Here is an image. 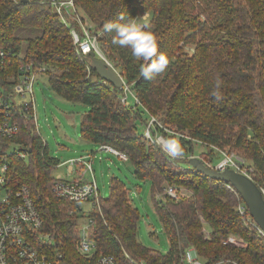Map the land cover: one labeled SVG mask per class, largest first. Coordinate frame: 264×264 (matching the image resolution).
Instances as JSON below:
<instances>
[{"label": "trees", "instance_id": "16d2710c", "mask_svg": "<svg viewBox=\"0 0 264 264\" xmlns=\"http://www.w3.org/2000/svg\"><path fill=\"white\" fill-rule=\"evenodd\" d=\"M74 1L82 19L91 23L101 53L123 78L121 88L98 76L76 50L69 27L41 0H0V47L12 53L10 70L26 62L44 66L56 94L86 106L79 121L80 137L124 153L134 176L150 180L153 206L169 249L161 252L137 240L140 213L117 175L109 177L107 196H99L87 211L58 196L51 171L60 160L48 154L33 121L21 120L17 135L4 141L25 148L27 156L12 154L8 174L14 186L29 188L43 219L39 231L48 234L50 253L61 254L53 263L96 264L99 255L113 254L119 264H131L128 254L146 264H178L182 251L194 247L205 263L231 259L264 264V235L237 211L244 201L235 189L202 175L184 158L169 159L138 129L154 116L151 134L160 131L178 140L186 156L194 155V144L200 143L205 149L198 155L212 165L223 152H234L249 161L250 176L264 191V0ZM145 12V24L158 40L157 54L163 52L170 61L166 72L150 81L139 74L143 61L136 60L129 48L113 45L115 32L103 27ZM20 27L41 29L40 35L26 39L23 56L22 39L15 34ZM188 45L191 51L185 50ZM218 79L219 100L211 95ZM125 87L138 103L121 101ZM157 123L188 138L167 133ZM84 156L93 158L91 153ZM167 186L176 189L178 197L167 195ZM180 188L187 193L180 194ZM87 218L92 220L95 241L92 255L77 249L78 226ZM203 228L209 230L206 237ZM230 234L246 246L223 243ZM35 241L40 243L38 236Z\"/></svg>", "mask_w": 264, "mask_h": 264}, {"label": "built area", "instance_id": "2783aa9c", "mask_svg": "<svg viewBox=\"0 0 264 264\" xmlns=\"http://www.w3.org/2000/svg\"><path fill=\"white\" fill-rule=\"evenodd\" d=\"M41 2L50 5L60 21L69 27L76 50L79 53L85 54L89 50H93L98 55L103 56L98 48L97 36L91 33V23L86 19H82L74 0H41ZM144 18L147 19L146 16ZM132 21L139 24L145 22V20L140 22L137 16ZM11 57L12 53L9 49L0 47V264H54L53 260L60 258L61 254L54 253L52 255L50 253L49 246H51V242L49 236L39 231L42 228L43 219L29 188L26 185L14 186L8 174L10 173V156L17 153L20 157L26 158V149L20 148L21 146L16 151L7 149L14 142L5 143L4 141L17 135L21 120L31 119L36 121L33 106V87L37 75L44 73V68L32 63H22L10 70ZM129 96L135 98V95L125 87L121 100L129 104ZM135 102H137L136 99ZM155 121L151 117L144 132V136L152 143H154L156 137H165L160 131H157L155 135L150 133V128L155 125ZM157 124L167 133L176 137L184 136L175 130L164 127L160 123ZM98 149L111 151L125 158L124 154L108 145H99ZM168 158L170 159V157ZM76 161L84 163V172L86 170L90 171L91 166L87 160L82 159V157L71 159L70 164ZM226 164L250 177L251 167L244 158L235 153L223 152L222 159L213 168L223 169ZM53 190L58 196L78 204L79 210H81L80 203L95 200L97 184L91 173L88 178L82 179H63L56 176L53 181ZM165 191L167 195L177 197V192L171 186H167ZM245 206L244 203L240 202L236 209L246 223L255 228L259 234L264 235L263 230L250 214L246 213L247 207L245 208ZM91 222L92 220L87 218V220H81L78 226L77 249L83 255H92L95 251V241L91 237ZM36 236L40 239V243L34 242ZM239 239L230 234L223 242L238 246ZM125 255L131 264H146L143 259H133L128 254ZM189 258H191V264H238L231 259L205 263L199 258L196 250L190 247L182 251L178 264H189ZM96 264L119 263L113 254H101L97 257Z\"/></svg>", "mask_w": 264, "mask_h": 264}, {"label": "rangeland", "instance_id": "374dc122", "mask_svg": "<svg viewBox=\"0 0 264 264\" xmlns=\"http://www.w3.org/2000/svg\"><path fill=\"white\" fill-rule=\"evenodd\" d=\"M79 11L82 14V11L80 9ZM144 16L148 17V12L137 15V18L140 22H142L143 20L146 21ZM15 34L22 39L19 55L23 56L26 48V39L28 37L40 35L41 29L20 27L15 31ZM191 48L192 47L188 45L185 47V50L191 51ZM95 54L98 56L97 53ZM26 63H32L36 65L33 62ZM36 66H40L45 69V67L42 65ZM33 91L34 115L36 119V121H33L35 131L47 144L48 154L52 157L58 158L62 163L67 157L70 156L68 155V153H71L72 149L78 147V141H84L79 134V121L83 112L86 110V106L81 102L69 101L56 94L49 85L47 74L45 73H39L37 75ZM135 99L137 100V102H135ZM128 101L130 103H138V99L136 96L135 98L129 96ZM124 104L128 105V103ZM151 117L155 119L154 116H150L149 120L151 119ZM148 121L146 124H138V129L139 131L143 132V136ZM91 145V148L97 151L95 152V158H92L90 160L91 170L89 172H87V170L86 173H91L95 177L98 188V195L100 197L107 196L108 181L111 175L114 174L120 177L128 187V196L131 203L138 208L140 213V218L137 223V240L148 247L155 248L161 252H166L169 249V242L165 232L162 229L158 215L153 206L150 190V180L136 178L133 174V168L129 161L120 159L115 153H111V151H99L97 145L94 143H92ZM18 148L19 145L17 143H12L7 149H14V151H16ZM204 149L205 147L203 145L195 142L194 154L198 155L200 151ZM80 157L81 156H78L74 159ZM218 159L219 158L214 159L215 162L218 161ZM245 161L247 164L249 163V161ZM76 162L77 165L78 163L80 165L82 164V161ZM181 165L186 167L187 164L181 163ZM69 166H71V164ZM65 167L66 165H59L58 167H54L51 171L52 175L54 177L61 175V173L64 172ZM80 170H82L83 175L85 173V167ZM77 179H82V176L78 177ZM175 191L177 192L176 189ZM178 191L180 192V194L187 193V191L183 188H180ZM91 204L92 203L90 201L82 202L80 203V206L82 207V210L87 211L91 207ZM79 214L83 213L79 212ZM200 219L202 222L204 221L201 216ZM237 245L238 247H245L246 243L240 238L239 244ZM190 248L195 249L194 247Z\"/></svg>", "mask_w": 264, "mask_h": 264}, {"label": "clouds", "instance_id": "9594fccd", "mask_svg": "<svg viewBox=\"0 0 264 264\" xmlns=\"http://www.w3.org/2000/svg\"><path fill=\"white\" fill-rule=\"evenodd\" d=\"M103 27L108 32H115L112 38L113 45L129 48L136 60L143 61L139 65V74L145 80L150 81L166 72L170 63L169 58L163 52L157 54L158 40L147 24L129 20L126 23L107 22ZM221 87L222 81L218 79L211 93L217 100L222 97ZM154 143L172 159H183L186 156L184 147L174 138L156 137ZM189 264H191V258H189Z\"/></svg>", "mask_w": 264, "mask_h": 264}, {"label": "water", "instance_id": "95a60500", "mask_svg": "<svg viewBox=\"0 0 264 264\" xmlns=\"http://www.w3.org/2000/svg\"><path fill=\"white\" fill-rule=\"evenodd\" d=\"M94 54L93 50L84 54V59L88 61L89 66L97 72L101 79L121 88L123 78L119 72L105 57L101 55L96 57ZM186 162L208 178L229 183L244 201L250 216L264 232V194L251 177L230 167L210 168L197 156L188 158Z\"/></svg>", "mask_w": 264, "mask_h": 264}, {"label": "crops", "instance_id": "0c3cea01", "mask_svg": "<svg viewBox=\"0 0 264 264\" xmlns=\"http://www.w3.org/2000/svg\"><path fill=\"white\" fill-rule=\"evenodd\" d=\"M91 147H92L91 143H89V142H87L85 140L83 142L82 141H78V147L72 149L71 153H68V155H70V156L67 157L62 163L60 162L56 166V167H58L59 165H66L64 172L61 173V175H59V176L62 177V178H68V179H77L78 177H81V176H82V178H88L89 174L88 173H84L82 175V170H80V169L84 168L83 164L80 165L78 163V165L77 164H73L72 166H69V164H67L66 161H68L69 159L78 157V156H84L87 153H91L93 155V159H94L95 158V152L97 150H93ZM99 151H105V150H99ZM107 152H110V151H107Z\"/></svg>", "mask_w": 264, "mask_h": 264}, {"label": "bare ground", "instance_id": "6f19581e", "mask_svg": "<svg viewBox=\"0 0 264 264\" xmlns=\"http://www.w3.org/2000/svg\"><path fill=\"white\" fill-rule=\"evenodd\" d=\"M33 100H34V91H33ZM33 106H34V101H33ZM152 128L153 127H151L150 128V133H151V130H152ZM152 135H155V134H152ZM145 137V136H144ZM146 138V137H145ZM147 139V138H146ZM148 140V139H147ZM119 152V151H118ZM119 153H121V154H124V153H122V152H119ZM234 153V152H233ZM236 154V153H235ZM117 156H119L120 157V159H127V156L125 155V158H123V157H121L120 155H118V154H116ZM237 155V154H236ZM193 156H197V157H199L200 159H201V161L205 164V165H207L208 167H210V168H212L216 163H218V162H216L214 165H212L209 161H206V160H203L199 155H196V154H194V155H187V156H185V158L184 159H186V161H187V159L188 158H190V157H193ZM239 156V155H238ZM82 157V159H84V158H86L85 156H81ZM72 159H74V158H72ZM70 160L71 159H69L68 161H67V163L70 165ZM90 160H91V158H89V160H87L89 163H91L90 162ZM77 162H74V163H72L71 164V166L73 165V164H76ZM187 163V162H186ZM82 164H83V167H85V165H84V163L82 162ZM188 164V163H187ZM91 166V165H90ZM226 167H228L229 168V166H228V164H226L225 166H224V168H226ZM231 168V167H230ZM91 170V169H90ZM252 170V169H251ZM87 171V170H86ZM87 172H89V170L87 171ZM86 173V172H85ZM60 177V176H59ZM251 177V176H250ZM55 178V177H54ZM62 178V177H61ZM63 179H68V178H63ZM158 197V196H157ZM98 199H99V195H98V188H97V195H96V197H95V200L93 199V200H91L90 202L92 203L91 204V207H94L95 205H96V203L98 202ZM95 201V202H94ZM94 203V204H93ZM203 231H204V233H205V237L208 235V233H209V230L208 229H205V228H203ZM224 243V242H223ZM226 244H229V243H226Z\"/></svg>", "mask_w": 264, "mask_h": 264}]
</instances>
